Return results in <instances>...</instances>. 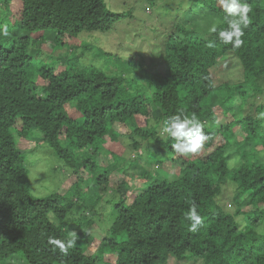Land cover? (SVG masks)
Listing matches in <instances>:
<instances>
[{
    "label": "trees",
    "instance_id": "obj_1",
    "mask_svg": "<svg viewBox=\"0 0 264 264\" xmlns=\"http://www.w3.org/2000/svg\"><path fill=\"white\" fill-rule=\"evenodd\" d=\"M180 1L187 12L179 25H160L167 30L152 49L159 48L157 60L133 48L125 69L114 71L103 57L114 55L119 67L112 49L96 52L79 38L109 33L132 9L114 12L106 0H0V24L10 33L0 36V264L19 254L26 264H264V0H245L250 23L239 48L208 31L213 23L227 28L219 0ZM60 49L67 52L55 56ZM40 56L55 57L58 67L38 64ZM177 114L204 125L199 153L179 155L161 135ZM119 130L131 148L117 140ZM104 146L143 151L127 166L138 167L139 187L118 184L115 222L95 234L103 207L73 208L98 168L108 171L94 188H112L117 150L102 165ZM45 148L68 174L62 192L38 197L25 152ZM144 158L158 169L149 171ZM168 163L177 173H168ZM229 184L234 210L219 201ZM193 204L203 219L196 232L186 219ZM72 231L78 239L67 254L49 245V237L67 240Z\"/></svg>",
    "mask_w": 264,
    "mask_h": 264
},
{
    "label": "rangeland",
    "instance_id": "obj_2",
    "mask_svg": "<svg viewBox=\"0 0 264 264\" xmlns=\"http://www.w3.org/2000/svg\"><path fill=\"white\" fill-rule=\"evenodd\" d=\"M106 1L109 6V9L113 10L114 12H126L127 10L132 9L133 17L122 21L120 23L121 25L120 26L118 25L120 27V30L118 29L117 26L111 31H109V33H92V34H88V36L82 35V37H80L79 40L81 41L82 44L88 43L92 45L94 48H96L95 50L96 52L97 51L100 52L101 48H104L105 50L112 49L113 53L117 54V57L120 59L119 67L114 62L116 60L114 55L110 57L109 56H103V57H106L108 59V68L114 71H121V68L125 69L126 64L123 61H126L125 59H128L126 57L127 51L133 52L132 51L133 48L136 49L134 50L135 52L137 50H139V53L142 51V53L144 54V58H146V53H148L149 54L147 58L148 62H150L153 58L157 60L159 48L154 51H152V49L155 46L156 39L159 37V35L167 30L163 26L160 27V25H164V26L166 25L170 27L168 23L171 21L174 22L175 25H179L177 24V21L179 20L182 14H185L187 12L185 10L187 1L181 2L180 0L179 1L163 0L158 4L147 5V6L144 3V0H106ZM164 1L166 2L161 6L162 2ZM147 7H150L151 10L146 11ZM157 28L158 30H156ZM135 46H138L139 48L138 47L135 48ZM66 52L67 49H60L54 55L55 56L57 55L58 57L59 54L63 53V55H65ZM40 58L45 59V61H41ZM40 58L36 59V62L38 64L39 62H43L44 64H48L50 66L54 64L56 65V67H58L59 65V62L58 60H56L55 57H53L51 61H48L45 56L44 57L40 56ZM87 60H89V58L88 56H85L82 64L83 63L86 64ZM97 63L100 64L101 62H99L98 60ZM76 115L77 114L75 113V116ZM263 115L264 114H262V116ZM121 130L114 132V134L118 136L117 140H119L120 142L126 144L129 148H131L130 146L131 142L128 136L127 135L120 136L121 134L120 132H123ZM152 142H153L152 139H149L146 143H152ZM119 144L120 143H118V145ZM111 145H116L115 141H112ZM110 149L107 148L106 146L100 149L101 156L99 157V161L102 165H105V163H108L107 156L110 154V152H114V151L116 152L117 150L118 153L116 152L114 155L117 164L112 165L111 167L112 170L111 169L109 170L112 171L113 173L112 180L110 182L112 188H109L107 190H104L100 186L94 188V185L96 184L97 181H99V177L102 175V172L107 170L104 168H98L95 171V173H93L94 181L88 183L89 186H86L85 184L83 185V189H84L83 201H80L81 203H79L73 208V212L76 214V213L84 212L85 205L101 206L98 207L96 211H98L103 207V210L98 211V213H103L104 216H100V215L94 216V218L99 220L98 224L100 225L99 228L95 226L92 229V231L95 232V234H99L100 230L105 232L107 227L109 229L110 226H112L113 223L115 222V219L117 217V213L115 209V201H117L116 198L118 197L117 193L115 192V189L118 188V184L124 180H127L132 188L139 187V184L137 183V179H136L138 178L137 174L139 173L138 167L136 166L134 167L133 164L129 167L127 166L130 164L129 163L130 158L135 159L137 155H139V153H141L143 150H139L131 153L128 152L127 153L128 155H123L120 153L122 151L120 147H117L116 150L111 147ZM43 150L44 149H42V152H37V153L35 152V150L34 151L30 150L25 152L26 167L28 168L29 176L31 177V181H32L31 189L33 194L38 197H47L54 193L62 192L63 185L67 179L66 175L68 174V170L66 166L61 162V160L58 159L57 156H55V154L50 149L48 150L45 148L46 151ZM34 159L36 161L38 159L41 160L39 162L40 164L39 166L34 165L35 164ZM147 162H148L147 158H144V162H142L141 164L143 166L145 165L149 171L158 169L157 165L146 164ZM100 163L98 162L99 166H101ZM168 164L170 165V163ZM167 170L168 173L170 172L171 175H174L175 172L177 173L176 171L177 169L174 170L171 167V165L167 167ZM234 188L235 187H233L230 184L227 185L224 188V192L222 196L219 197L220 203L226 206V208L230 210H234V207L232 206V197L234 195ZM96 211H94L93 213H97ZM72 223L74 225H77L79 222L77 221ZM96 238L98 237L96 236ZM20 256L21 254H19V256L14 257L13 264H26V262L24 263V260H22L23 258ZM167 264H199V262L191 261V260L186 262H179L176 259L171 258Z\"/></svg>",
    "mask_w": 264,
    "mask_h": 264
},
{
    "label": "clouds",
    "instance_id": "obj_3",
    "mask_svg": "<svg viewBox=\"0 0 264 264\" xmlns=\"http://www.w3.org/2000/svg\"><path fill=\"white\" fill-rule=\"evenodd\" d=\"M219 3L225 13L227 28L218 29L213 23L208 31L215 33L221 43L239 48L244 43L242 39L244 30L250 23V8L245 0H219ZM9 34V24H0V36ZM210 46L212 45L210 44ZM203 129L204 125L195 115L189 117L186 114H177L163 122L160 132L162 136L166 135L173 141L171 148L174 152L183 156H191L200 152L208 138ZM186 219L190 221L189 230L192 232H196L203 223L194 204L188 210ZM77 239V233L72 231L69 239L49 237L48 243L54 250L59 249L61 253L67 254L69 249L76 245Z\"/></svg>",
    "mask_w": 264,
    "mask_h": 264
}]
</instances>
